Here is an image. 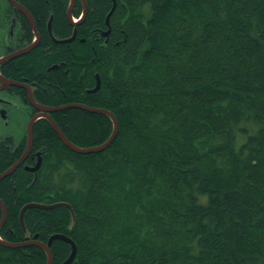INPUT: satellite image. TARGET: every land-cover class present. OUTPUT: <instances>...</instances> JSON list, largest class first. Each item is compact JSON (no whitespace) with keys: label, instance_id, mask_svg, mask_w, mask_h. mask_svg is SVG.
<instances>
[{"label":"trees","instance_id":"obj_1","mask_svg":"<svg viewBox=\"0 0 264 264\" xmlns=\"http://www.w3.org/2000/svg\"><path fill=\"white\" fill-rule=\"evenodd\" d=\"M17 1L39 26L53 10L56 38L73 35L71 0ZM87 4L76 39L52 42L64 47V95L58 88L39 100L107 110L118 134L107 149L78 154L40 122L36 147L46 150L52 172L19 168L0 181L8 208L2 240L39 234L46 243L66 235L78 248L73 264H264V0ZM11 9L0 0V56L8 53ZM82 9L77 0L73 16ZM21 26L30 31L25 21L14 28ZM96 28L109 29L108 41ZM14 62L3 67L16 73ZM52 118L80 148L105 143L113 131L109 116L82 109ZM6 164L0 160V173ZM61 202L74 213L30 208L24 231V205ZM51 252L54 264H63L72 246L56 240ZM47 261L38 246L0 244V264Z\"/></svg>","mask_w":264,"mask_h":264},{"label":"flooded vegetation","instance_id":"obj_2","mask_svg":"<svg viewBox=\"0 0 264 264\" xmlns=\"http://www.w3.org/2000/svg\"><path fill=\"white\" fill-rule=\"evenodd\" d=\"M25 9L29 13L32 20L34 21L35 27L31 24V22L29 21L28 17L26 16L23 10L15 9V8L11 9L10 22L13 24L10 27L9 32L6 34L5 37V43H6L5 48L8 50V53L4 54L3 56L15 54L20 50L29 48L32 44L34 45L36 44V46L30 53L22 54L8 62H5L1 65L0 68V73H1L0 74L1 77L0 79V160L6 159L7 162L6 165H8L7 168L8 170L12 169L18 162L23 160L22 164L18 166L14 172H16L19 168H22L26 172L32 173L36 176L40 174V169L44 165V161L46 159V150L42 148L37 149L35 129L38 127L39 123L44 120H47V122L51 125L48 117L52 118V114L64 111V110H58L54 112L47 111L46 108L53 106L50 105L48 106L41 103V101L39 100V96L43 95V98H46L49 92L53 94V92L56 91L58 88H61V91L64 95V65H65L64 47L58 49L57 47H54L52 45V42L61 43L59 41L61 40L65 41L67 39L64 40V38L58 39L55 37L54 24H53L54 22L53 10H48L47 16L49 15V17L44 18L42 25L39 26L37 19L34 16V14L31 12V10L27 9L26 7ZM82 13H83V9H82ZM88 15H89V8H88V14L86 15L85 19L82 21L81 24L85 23ZM66 18L69 21L68 10L66 12ZM51 19H52V34L48 29L49 22ZM23 21L28 23L30 31H27V26H21L19 29L14 28L16 22H23ZM106 25L110 29L111 24L110 21L109 22L107 21V18H106ZM71 26L73 25L71 24ZM77 27L74 28L77 29ZM109 29L96 28L93 29L92 32L99 30L100 34L104 38H106V41H108L109 39L108 36H110L111 33L110 31H108ZM13 61H15L12 64L14 65L15 68L14 70H16V73L10 71L11 66L7 68L3 67L4 64ZM26 65H29L31 67L29 69H25V67L23 66ZM60 68L62 69V71L57 72L56 70ZM57 76L60 77L59 84L58 82H54V80H58L55 79ZM50 98L48 99V101H50ZM33 122H34V135H33L32 143H30L29 128ZM38 162H40L39 165L40 167H38L37 169V166L39 164ZM12 180L16 182V179L15 180L12 179ZM28 187L30 189H33L31 184H29ZM13 188L14 191H16L17 189L16 186H14ZM0 200L5 205L3 199L0 198ZM61 203H65V202H61ZM3 219H4V211L0 206V223L2 222ZM7 220H8V213L6 215V222ZM25 229L24 231H26ZM50 238L48 239V242L45 243L39 240V234H34L33 236L27 234L23 237L24 240L21 241L20 243H25L26 245L24 247L35 245L42 248L39 244H35V243L38 242V243L48 244ZM56 240H54L53 243ZM51 247H50V251H51ZM74 261L71 264H73ZM53 264H54V257H53Z\"/></svg>","mask_w":264,"mask_h":264},{"label":"water","instance_id":"obj_3","mask_svg":"<svg viewBox=\"0 0 264 264\" xmlns=\"http://www.w3.org/2000/svg\"><path fill=\"white\" fill-rule=\"evenodd\" d=\"M9 1L15 7V9H20V10H23L25 12V14L28 17V19L31 22V24L35 27L34 21L32 20V18L30 17L29 13L26 11L25 8L21 4H19L16 0H9ZM83 2H84L83 18L79 22L74 23L72 21V13H73V10H74V7H75L76 0H71V5H70L69 11H68V19H69L70 23L73 26H78L80 23H82L83 19L87 15L88 5H87L85 0H83ZM113 11H114V9L112 10V12L108 16V19H107L108 22H109V18L111 16V14L113 13ZM51 23L52 22L50 21V23H49V30L50 31H51ZM75 37H76V30L74 31L73 37L68 39L67 41L65 40L64 42H70ZM35 46H36V44L35 45L33 44L28 49H25V50H22L20 52L15 53V54H12L10 56H6V57L1 58L0 59V66L3 63H5V62H7L9 60H12V59H14V58H16V57H18V56H20L22 54L29 53L32 49L35 48ZM0 79H1V77H0ZM71 108L82 109V110H86V111H89V112H92V113L105 114V115L109 116L110 119L113 122V131H112L111 136L108 138V140L105 143H103V144H101L99 146L92 147V148H80V147L76 146L75 144H73L70 140H68L67 137L65 136V134L62 132V130L58 127L57 123L51 117H48V119H49V121H50V123H51V125H52V127L54 129V131L59 136V138L61 139L63 144L67 148H69L71 151H73L75 153H78V154L97 153V152H101V151L107 149L110 146V144L114 141V139L116 138V136L118 134V130H119V124H118V121H117L115 115L113 113L107 111V110L99 109V108H93V107H89V106H86V105H83V104H71V105L62 106V107H58V108H46V110L50 111V112H54V111H58V110H65V109H71ZM33 135H34V122L30 125V128H29L30 143H32ZM22 161L18 162L12 169L7 170L6 172L0 174V180H3L6 177H8L9 175L13 174L14 171L16 170V168L22 164ZM39 165L40 164H38L37 169H38V167H40ZM0 206L2 207V209L4 211V219H3V221L0 224V228H1L2 226H4V224L6 222L7 209H6V206L1 202V200H0ZM59 206H67L69 209L71 208V206L69 204H67V203H64V204L63 203H56V204H52V205H45V204H41V203H31V204L25 205L24 208L21 211V214H20V222H21L23 228L25 229L24 216H25L26 210H28L30 208H38V209H46L47 210V209H53V208H56V207H59ZM56 239L66 241L69 244H71L72 252H71V256L69 258V261L72 260L75 257V255H77L78 250H77V246H76L75 242L72 239H70L69 237L65 236V235H58L57 234V235H54V236H52L50 238L48 244L38 243V242L35 243V244H39L42 247V249L46 252L47 257H48L47 264H53V255H52V253L50 251V247H51L53 241L56 240ZM0 244H2L4 246H7V247H10V248H19V247H24V245H26L25 243L6 242V241L2 240L1 238H0Z\"/></svg>","mask_w":264,"mask_h":264},{"label":"rangeland","instance_id":"obj_4","mask_svg":"<svg viewBox=\"0 0 264 264\" xmlns=\"http://www.w3.org/2000/svg\"><path fill=\"white\" fill-rule=\"evenodd\" d=\"M10 16V15H9ZM10 21V18L8 19V22ZM8 32H9V30H8ZM1 57V56H0ZM42 64V63H41ZM23 67H25V69H29L31 66H29V65H26V66H23ZM63 132V131H62ZM61 141V140H60ZM62 142V141H61ZM63 143V142H62ZM64 145V144H63ZM46 162V161H45ZM45 162H44V165L42 166V168H41V171H40V174H41V172H42V174H43V172L44 173H47L46 175H49V173H51L52 172V169L50 168V166H48V165H46L45 164ZM49 171V172H48ZM37 178V177H36ZM34 181H35V178L33 179ZM34 181H32V184H34L35 182ZM45 205H49V204H45ZM6 206V205H5ZM25 206V205H24ZM24 206H23V208H24ZM22 208V209H23ZM7 209V213H8V208H6ZM22 209H21V211H22ZM20 214H21V212H20ZM17 243V242H16ZM20 243V242H19ZM71 245V244H70ZM25 246V245H24Z\"/></svg>","mask_w":264,"mask_h":264},{"label":"bare ground","instance_id":"obj_5","mask_svg":"<svg viewBox=\"0 0 264 264\" xmlns=\"http://www.w3.org/2000/svg\"><path fill=\"white\" fill-rule=\"evenodd\" d=\"M110 21V20H109ZM66 203V202H65ZM64 204V203H63ZM68 204V203H67ZM27 205V204H26ZM70 205V204H69ZM71 206V205H70ZM71 211L74 213V211H73V209H72V206H71ZM3 221V220H2ZM1 224V223H0ZM70 256H71V254H70ZM70 256H69V258H70ZM75 257H76V255H75ZM75 257L72 259V260H70L69 261V258L64 262V264H71L73 261H74V259H75Z\"/></svg>","mask_w":264,"mask_h":264}]
</instances>
